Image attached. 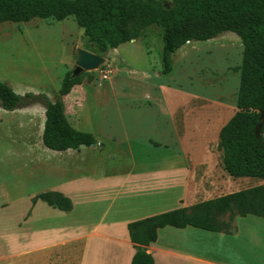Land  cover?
Returning a JSON list of instances; mask_svg holds the SVG:
<instances>
[{
    "label": "rangeland",
    "instance_id": "1",
    "mask_svg": "<svg viewBox=\"0 0 264 264\" xmlns=\"http://www.w3.org/2000/svg\"><path fill=\"white\" fill-rule=\"evenodd\" d=\"M163 1L172 6V0ZM88 48L84 30L73 16L64 21L33 19L28 23L2 24L0 81L21 96L43 94L55 99L65 77L77 66L80 52L90 51ZM181 49L176 53L172 72L161 74L163 29L153 26L141 39L111 50L97 68L82 73L86 110L95 132L101 119L103 127L113 129L120 136H125L127 129L138 128L132 134L135 142L148 137L161 141L162 130L166 127L168 130L163 115L171 114V143L178 146V137L193 134L195 119L200 116L208 126L203 132L207 136L205 150L207 143L211 150L208 160L216 162L217 182L224 188L219 193L225 195L264 184L255 178L221 179L224 167L218 131L238 111L240 72L237 68L242 64L244 52L240 38L226 32L215 39L188 45L185 54ZM148 95L158 98L160 107L146 100ZM32 106L36 110L30 111L31 114L42 119L43 104ZM26 112V107L6 111L0 104V264H57L61 260L56 257V253H61L60 248L22 252L44 245L36 232V219L28 226L20 225L36 195L53 183L49 179H36L29 143L33 142L37 148L40 137L36 130L27 128L29 119L23 115ZM130 145L131 148L123 145L119 153L98 146L95 152L101 155L102 169L126 170L132 161L139 169V164L153 155H168L164 151H141L135 143ZM114 155L117 157L113 158ZM202 202L206 201L199 200ZM231 213L236 215L234 211ZM44 216L49 222L57 221L55 216ZM223 218L227 215L220 220ZM72 251L69 261L78 260L79 253Z\"/></svg>",
    "mask_w": 264,
    "mask_h": 264
},
{
    "label": "crops",
    "instance_id": "2",
    "mask_svg": "<svg viewBox=\"0 0 264 264\" xmlns=\"http://www.w3.org/2000/svg\"><path fill=\"white\" fill-rule=\"evenodd\" d=\"M186 47L181 49L183 54ZM84 86V83L76 85L62 98L64 113L75 129L94 135L98 140L96 145L64 152L50 150L42 139L45 107L40 120L30 112L36 110L34 106L26 107L27 112L23 113L29 119V131L36 130L40 137L37 148L33 142L29 143L32 144L31 158L35 159L36 179L53 182L38 195L61 193L71 199L73 209L62 211L41 199L32 203L20 226H28L36 219V232L44 245L22 252L28 254L60 248L61 253H56V257L61 260L57 264H131L136 253L129 232L131 223L182 208L191 209L201 199L210 201L223 196L219 193L224 188L218 184L216 162L208 160L211 155L209 143L208 149L204 147L207 136L203 132L208 127L207 122L200 116L196 118L193 134L179 136L178 146L171 143V114L163 115L168 121V130L167 127L162 130L161 141L148 137L135 142L132 134L138 128L127 129L125 136H120L113 129L103 127L101 119L96 133L86 110ZM148 97L146 100L159 106L158 98ZM49 98L53 102L57 99ZM134 143L141 147V151H164L168 155H153L141 162L139 169L135 161L126 170L102 169L101 155L95 152L98 146L102 150L107 146L111 153H119L123 145L131 148L130 144ZM223 173V181L232 179L226 171ZM45 214L55 216L57 221L52 219L49 222ZM226 215L227 218L220 220L216 232L191 226L160 229L157 241L146 248L147 252L155 264H264V218L232 216L231 212ZM73 249L79 253L78 260L69 261Z\"/></svg>",
    "mask_w": 264,
    "mask_h": 264
},
{
    "label": "trees",
    "instance_id": "3",
    "mask_svg": "<svg viewBox=\"0 0 264 264\" xmlns=\"http://www.w3.org/2000/svg\"><path fill=\"white\" fill-rule=\"evenodd\" d=\"M74 17L84 30L88 50L104 57L125 43L141 39L150 27L163 29V75H169L179 49L193 42L236 34L244 48L240 72L238 111L222 127L219 148L226 173L233 179L255 178L264 182V0H0V25L28 23L33 19L64 21ZM68 74L53 102L48 96L17 94L0 81L1 107L13 112L37 103L45 107L44 145L53 151L80 150L98 143L90 133L75 129L64 113L62 98L82 83V75ZM69 212L71 199L58 192L34 198ZM264 218V184L133 222L129 225L136 253L131 264H155L147 247L157 241L160 229L188 226L216 232L220 217L229 212Z\"/></svg>",
    "mask_w": 264,
    "mask_h": 264
},
{
    "label": "water",
    "instance_id": "4",
    "mask_svg": "<svg viewBox=\"0 0 264 264\" xmlns=\"http://www.w3.org/2000/svg\"><path fill=\"white\" fill-rule=\"evenodd\" d=\"M80 59L75 67L74 71L72 72L71 78L79 77L82 73L87 70H92L97 68L105 59L102 56L96 55L90 51L82 50L80 52ZM264 126V113H262L260 125L257 129V135L260 134L261 128Z\"/></svg>",
    "mask_w": 264,
    "mask_h": 264
},
{
    "label": "built area",
    "instance_id": "5",
    "mask_svg": "<svg viewBox=\"0 0 264 264\" xmlns=\"http://www.w3.org/2000/svg\"><path fill=\"white\" fill-rule=\"evenodd\" d=\"M105 78L107 77V76H104Z\"/></svg>",
    "mask_w": 264,
    "mask_h": 264
}]
</instances>
